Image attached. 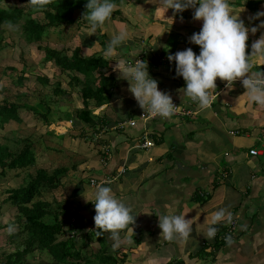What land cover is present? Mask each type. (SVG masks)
Listing matches in <instances>:
<instances>
[{
	"label": "crops",
	"instance_id": "0c3cea01",
	"mask_svg": "<svg viewBox=\"0 0 264 264\" xmlns=\"http://www.w3.org/2000/svg\"><path fill=\"white\" fill-rule=\"evenodd\" d=\"M228 3L246 27H258L264 21V16L255 18L258 12H264V0H228ZM117 6L112 17L101 26L108 39L121 30L128 33L114 53L117 61H128V57L132 61L135 58L146 61L149 75L158 81L159 90L169 93L173 102L191 114L142 123L139 120L142 109L128 91V81L118 78L119 74L113 71L116 63H111L112 77H105L114 85V97L99 108L91 107L92 113L106 118L108 124L101 123L97 132L83 124L78 132L69 122L58 121L57 137L67 134L70 141L80 138L97 149L94 155L82 159L86 163L83 168L75 162L77 156L68 160L73 161L70 167L59 166L67 169L64 175L80 168L65 200L67 204L78 205L76 222L85 224V231L95 226L94 205L85 200L94 198L96 188L90 185L92 179L110 187L136 216L133 229L121 232L125 239L118 249L100 248L102 242L94 238L85 242V250L99 252L101 257L104 254L105 258L111 256V263L110 259L101 258L103 264H264V107L249 100L239 80L229 89L217 78V89L212 90L215 99L206 110H200L196 103L180 94L179 90L186 87L185 81L176 76L175 62L167 57L187 48L199 55V46L189 40L202 27V21L193 19L194 9L182 13L169 9L163 16L154 13L158 5L147 0H121ZM74 27L77 37L89 42L86 48L106 58V47L98 44V38ZM262 34L264 28L255 34L249 32L246 52H251V44ZM124 48L130 52L127 59ZM252 63L253 71H264V59L253 57ZM130 120L135 121L132 127L126 124ZM144 139L153 145L141 147ZM103 148H107L105 156ZM250 150L258 154L251 156ZM97 167L102 168V174L89 176L86 183L87 174ZM197 195H204L206 200L195 202ZM42 200L49 201L44 197ZM221 208L231 213L233 232L227 233L231 224L226 215L214 225L217 232L209 239L206 233L213 226L212 214ZM161 214L185 215L191 224L188 239L164 240L158 227L157 216ZM69 227L70 222L65 229ZM104 234L102 240L112 246L109 234ZM218 239L223 242L220 248L216 247ZM92 241L97 243L93 245Z\"/></svg>",
	"mask_w": 264,
	"mask_h": 264
},
{
	"label": "trees",
	"instance_id": "16d2710c",
	"mask_svg": "<svg viewBox=\"0 0 264 264\" xmlns=\"http://www.w3.org/2000/svg\"><path fill=\"white\" fill-rule=\"evenodd\" d=\"M27 2L28 0H17L16 5L8 6L7 0H0V27L7 25L9 21L17 25L19 38L26 46L34 47L41 56V67L21 58V74L16 77L14 75V79L11 77L16 71L14 67L0 69V92L6 95L0 103V129L11 135V127L28 122L29 118L23 114L25 111L47 126L51 125L52 117H58L60 122L71 121L74 126L82 123L95 132L99 131V125L108 124V121L106 118L96 117L91 107L99 108L113 99L114 85L105 76L112 77L109 68L111 63H116L118 57L114 54L111 58H104L100 52L82 45L75 46L73 40L52 46L49 37L53 32L62 38L68 26H76L77 31L86 34L87 30L89 35L90 26L83 18L87 12L88 0H51L44 10L39 11L33 10L29 5L26 10L18 6L27 5ZM113 2L118 4L121 0ZM34 14H42L43 20H38ZM92 37L98 38V44L104 47L110 41L101 26ZM8 46V42L3 43L0 33V50ZM135 60L129 62L134 63ZM55 69L59 72L56 76L53 74ZM5 81H8V87L2 86ZM28 83L32 87H26ZM24 86L26 92L11 93L14 87ZM76 94L80 98L81 108L71 102L70 109L62 112L59 107L56 109L64 97L70 98ZM33 97L36 102L31 104L29 99ZM54 132L51 131V134ZM35 146L30 138L22 136L3 137L0 143V178H6L10 172H15L16 178L25 174L21 183L6 189L0 199V208L7 205L15 211L13 221L7 226H16L13 234L6 233L5 248H0V264H28L29 256L43 253L48 254L52 264H102L98 261L99 257L111 260V256L105 258L104 254L101 257L99 252L86 253L85 250V242L94 238L101 242L104 233L97 237L95 226L85 231V224L75 220L77 210H70L67 203L42 200L44 192L60 187V178L67 169L57 167L47 171L38 168L32 172L36 163ZM106 149H102L103 156ZM194 200L201 203L206 197L197 195ZM72 219L74 222L70 221ZM69 222V230H66L65 226ZM3 227L0 225V230ZM216 243L217 248L223 245L219 239ZM111 262L112 260L109 263Z\"/></svg>",
	"mask_w": 264,
	"mask_h": 264
},
{
	"label": "clouds",
	"instance_id": "9594fccd",
	"mask_svg": "<svg viewBox=\"0 0 264 264\" xmlns=\"http://www.w3.org/2000/svg\"><path fill=\"white\" fill-rule=\"evenodd\" d=\"M147 2L156 3L158 6L154 13L160 12L163 16L169 9L174 13L194 9L193 19L202 21L200 31L193 33L189 38L190 43L199 46V55L194 53L192 48H187L167 57L170 62H175L176 76L182 77L185 81L186 87L179 90L180 94L196 103L200 110H206L215 99L212 90L217 89V78L225 82L229 89L239 80L249 100L264 107V71H253L252 63L253 57L264 59V34L251 44V52H246L249 32L255 34L259 28H264V21L258 27H246L244 21L232 10L228 0H147ZM50 3L51 0H28L27 5L39 11L44 10ZM117 7L113 0H88L87 12L83 18L90 26L91 35L112 17ZM261 16H264V12H258L255 18L259 19ZM7 27L9 30H18V26L10 21ZM127 37L128 33L124 30L113 35L104 56L111 58ZM113 71L119 74V79L128 81V91L143 110L142 116L166 119L176 114L177 106L173 103L171 95L159 90L158 81L149 75L146 61L136 59L132 63L121 59L116 61ZM95 188L92 200L85 196L84 198L86 202L94 205L93 220L97 237L108 233L113 241L112 250L115 251L125 239L121 237V232L132 228L136 216L132 215L131 207L115 197L110 187L98 184ZM226 215L227 222L231 223L232 215L225 208L212 214L213 226L207 229V238L215 237L217 228L214 225L224 220ZM157 217L158 227L161 229L160 236L164 240L186 241L190 236L191 224L185 215L161 214ZM15 228L14 224H9L6 231L11 235Z\"/></svg>",
	"mask_w": 264,
	"mask_h": 264
},
{
	"label": "rangeland",
	"instance_id": "374dc122",
	"mask_svg": "<svg viewBox=\"0 0 264 264\" xmlns=\"http://www.w3.org/2000/svg\"><path fill=\"white\" fill-rule=\"evenodd\" d=\"M8 6H13L17 4V0H7ZM18 6L22 7L24 10L27 9L28 5L25 4H18ZM34 17L38 18V20L42 21L43 20V15L42 14H34ZM0 30L1 36L3 37V43L8 42L9 46L4 47L2 50H0V69L4 67H14L16 69L15 72L12 73L11 77L14 79L18 74H21V68H22V63L20 61L21 58L25 59L29 64H38V67H41L39 65V61L41 56L36 52L34 47H28L24 44L23 40L20 39V33L15 30H9L7 25H2ZM109 29V28H108ZM107 32V31H106ZM76 34V29L74 26H68L66 27L65 34L61 38L60 35H57L55 33H50L49 37L51 40V45L56 46V43L59 44V42H68L73 40L75 46H78L79 44L86 45L85 47H89V42L86 41H81ZM109 36V35H108ZM129 41V40H128ZM135 48V46L132 47ZM124 54H125V59L130 55L128 52L127 48H124ZM126 52V53H125ZM120 53V52H119ZM128 61H131V59L128 57ZM54 76L58 75L59 72L57 69L53 71ZM11 74V73H10ZM15 75V77H14ZM2 86H9L8 81L3 82ZM32 87L31 83H28L25 85ZM14 87L11 91V93L15 94L16 92H26V87ZM1 87V86H0ZM73 95V94H72ZM70 98L64 97L62 99L61 104L57 106L54 105V107L57 106L60 108L59 111L62 112L64 110L69 109L71 107V102L76 105L77 108H81L82 106L80 105V98L76 94ZM6 97L5 94L0 92V103L2 100ZM15 99V98H14ZM68 99V100H67ZM29 102L31 104H34L36 101L33 98L29 99ZM51 108L52 105H51ZM23 114L27 119V123H21L19 125H14L13 128L9 127L11 131V135L7 133L6 130H1L0 129V143L3 140V137H12L16 138L18 136L22 137H28L30 138V141H33L36 146L35 148L37 149L36 154V163L34 167L31 169L32 172H34L35 169L42 168L47 171H52L54 168H57L59 166H67L70 167V164L73 161L68 162L72 158V156H77L79 158L75 159V162L79 164L81 168L86 166V163L82 160L84 157H89L90 155H94L93 152H95L94 147H91V144L87 142L86 140L83 141L82 139H77L76 141H70V137L67 134L62 135V138L57 137L52 133L51 131H55V128L59 126L58 123V117H52L50 120L51 125L47 126L43 124V122L34 116L31 113L23 111ZM138 120V118H136ZM57 120V121H56ZM65 120V119H64ZM136 120V122H137ZM72 124V123H70ZM84 125L82 123L78 124L77 126H74L72 124V127L77 129L76 131H81L80 128H82ZM94 146V145H93ZM35 149V150H36ZM101 150H98L100 152ZM102 159V155L100 157V161ZM72 160V159H71ZM96 161V159H95ZM70 169V168H69ZM80 168L76 170H69L64 176L60 178V187L57 188L56 190L50 191V192H44V199L49 200V201H54L55 202H60L62 201L65 203V200L68 199V196L70 194V189L72 187L73 182H75L73 176H78ZM102 174V168L97 167L94 171L91 172V174H87V178L85 177V182H88V177L93 176V177H99V175ZM25 174H22L21 177L16 178L15 177V172H10L7 174L6 178H0V199L3 198L2 194L6 189L14 188L18 186V184L21 183L22 178L24 177ZM187 204H193V203H187ZM70 210H79L78 205H73V204H67ZM80 205V204H79ZM1 211V216H0V225L4 226L2 230H0V248H5V238H6V228L8 223H11L14 219L15 211L13 208L8 207L7 205H4L3 207L0 208ZM81 214V212H80ZM84 216V213H83ZM93 245L95 244L92 241ZM101 246L100 248H104L107 251L110 249V245L107 246L106 241L102 240L101 241ZM97 243V242H96ZM91 250L92 249L90 247ZM112 252V251H111ZM88 253V252H86ZM91 253H94V251ZM99 257L98 261H100L102 264V260ZM28 264H52L50 257L48 254H34L28 257Z\"/></svg>",
	"mask_w": 264,
	"mask_h": 264
},
{
	"label": "built area",
	"instance_id": "2783aa9c",
	"mask_svg": "<svg viewBox=\"0 0 264 264\" xmlns=\"http://www.w3.org/2000/svg\"><path fill=\"white\" fill-rule=\"evenodd\" d=\"M176 106H177V110H176V114L173 115V116H177V117H185V116H188L191 114V111H189L188 109L186 108H183L181 106H179L177 103L173 102ZM143 115V110L139 113V120L142 121V123H146L148 122L149 120H153V119H156V118H160V117H155V118H152V117H149L147 115ZM142 116V117H141ZM128 126L132 127L135 125V121L134 120H130L126 123ZM122 124H118L117 126H120L121 127ZM145 131V130H144ZM153 145V143L149 140V139H144V141L142 142L141 144V147L143 148H147V147H151ZM249 154L251 156H256L258 154V151L256 150H250L249 151ZM101 182H97L95 181L94 179L90 180V185L92 186H95V185H98L100 184ZM73 222V220H72ZM231 226L228 227L227 229V233L231 234L233 232V224L234 222H231L230 223ZM235 228V227H234ZM228 234H226L225 238H227Z\"/></svg>",
	"mask_w": 264,
	"mask_h": 264
}]
</instances>
